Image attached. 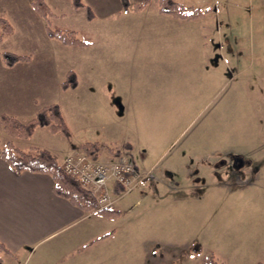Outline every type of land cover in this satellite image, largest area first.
<instances>
[{
	"label": "rangeland",
	"instance_id": "374dc122",
	"mask_svg": "<svg viewBox=\"0 0 264 264\" xmlns=\"http://www.w3.org/2000/svg\"><path fill=\"white\" fill-rule=\"evenodd\" d=\"M31 1H20L23 14ZM48 1L55 17L43 19L45 27L67 25L89 34L84 0H79L80 9L72 0ZM207 3L191 7L203 13L201 27L191 26L184 38L146 41L136 46L134 59L116 60L114 72L123 86L118 104L78 108L88 126L96 130L98 124V134L109 145L96 158L88 156L90 160L128 157L140 173L151 171L145 184L157 185L161 178L167 187L144 193L140 184L125 194L110 192L112 199L119 197L114 203L117 216L88 217L98 234L66 242L71 235L67 229L31 248L25 264H35L47 246L56 248L55 256L41 264H202L210 256L220 264H264V0ZM133 6L128 10L134 11ZM14 13L6 1L0 4V14L11 25L17 24ZM151 17L149 13L147 20ZM34 26L19 38L33 49L39 44L36 38L43 36ZM176 52L181 55L172 58ZM20 55L38 67L43 61L41 53ZM58 71L51 67L50 73H42V84H53ZM104 71L106 76L95 82L115 84L111 71ZM72 109L64 108L71 127L78 115ZM0 131L5 143L1 125ZM50 138L65 142L60 134ZM84 244H90L84 256L71 260L75 247ZM2 257L3 264H12Z\"/></svg>",
	"mask_w": 264,
	"mask_h": 264
},
{
	"label": "crops",
	"instance_id": "0c3cea01",
	"mask_svg": "<svg viewBox=\"0 0 264 264\" xmlns=\"http://www.w3.org/2000/svg\"><path fill=\"white\" fill-rule=\"evenodd\" d=\"M3 1L7 2V9H13L15 12L17 24H13L14 21H12L14 28L12 35L0 42V116L9 115L20 120H27L33 117L41 107L56 104L70 131L71 139L70 142H62L59 139L50 138V135L56 134H52L45 128H37L31 138L27 140L11 139L8 136H2V139L12 142L19 149H22L20 145H25L28 149L34 146L44 149L51 153L58 163L68 153L78 150L77 147L84 143L106 144L105 139L99 135L101 133L98 134V124L95 126L96 130H93L94 127L88 126V121L83 117L85 112L78 108L109 107L118 104L117 101L123 95L121 89L123 86L119 84V74L114 72V65H118L120 62L116 61L117 59L122 57L134 59L137 55L136 46L146 41H157L162 38L165 42L166 40L174 42L180 37L184 38L185 31H189L191 26L201 27V19L190 22L169 19L168 16L158 12L156 4L152 1H149L141 11H132L131 9L123 10L122 0H84L85 7L92 11L91 19H87L84 15L90 25H88L87 31L91 38V44L88 47L63 46L46 36L44 20L32 9L31 4L28 5L27 2L26 9L28 11L23 14V9L18 8L21 6L20 1L22 0H1L0 4ZM44 1L50 6L48 0ZM127 1L129 6H133L141 4L145 0ZM176 1L185 6L198 7L206 5L210 0ZM69 4L71 7V3ZM207 4L209 5V3ZM149 13L152 14V17L147 20ZM56 17H58L57 14ZM142 19L143 21H140ZM34 25L43 31V36L36 38L35 42L39 44H36V48L33 49L23 45L19 38L22 33H30L31 29L35 27ZM26 26L28 30H23V27ZM65 26L67 25L61 27ZM65 28L77 29L76 27ZM196 30L199 36L201 28ZM192 33L188 36H192ZM11 42H16V46L9 47ZM11 51L16 52L13 54L35 53V57L41 53L40 58L43 59L39 63L41 67L35 65L32 59L27 62H18L11 67L5 66L1 55L4 52L11 53ZM180 55L181 53L178 52L170 54L172 58H177ZM184 55L182 53V56ZM54 59H57V62H54ZM51 67L54 69L57 67L60 72L58 71L54 78V83L47 88L42 84L40 75L50 73ZM105 69L111 71L112 78L110 80H114L115 84L113 81L110 84L102 81H99L98 84L95 82L96 77L100 80V75L106 76ZM69 71L75 73L77 85L73 89L64 91L60 88L59 81ZM64 108L68 110L73 108L71 111L74 112L78 110L76 123L72 124L73 127L69 125ZM45 131H48L49 134ZM0 133L2 132L0 131ZM96 133L97 135H93ZM104 133L106 136L114 135L109 132ZM36 135L40 136L39 141L31 144ZM124 145L130 150L128 143H124ZM144 181L140 183L144 193H151L153 187L155 189L167 187L166 182L164 183L161 178L155 181L157 185L152 184V181L145 184ZM53 187L54 182L49 175L30 172L16 173L0 158V264L4 263L3 254L10 259L12 264H25L31 248L44 241L48 243L52 237L67 229H71V235L66 237V242L68 240L76 242L87 240L100 232L95 223L89 224L88 217L95 213H87L73 206L66 199L57 196ZM109 190L118 193L112 184L109 185ZM118 198H115V201ZM114 211L117 212L115 208ZM106 235L108 236V234ZM106 235H102V237L104 238ZM66 242H62V244L67 245ZM89 245L75 247V253L70 259L78 261V258H82L87 252ZM108 245L114 246L113 243ZM99 248L100 246H98ZM54 250L56 248L48 249L47 246L34 263H46V258L50 262L51 258L55 256Z\"/></svg>",
	"mask_w": 264,
	"mask_h": 264
},
{
	"label": "trees",
	"instance_id": "16d2710c",
	"mask_svg": "<svg viewBox=\"0 0 264 264\" xmlns=\"http://www.w3.org/2000/svg\"><path fill=\"white\" fill-rule=\"evenodd\" d=\"M156 4L160 14L171 17L179 21H195L203 16L196 8L186 7L175 0H151ZM149 0L142 4H135L134 11L142 10ZM72 6L79 8L82 4L79 0H72ZM32 9L43 19L49 20L55 17L54 12L44 0H32ZM123 10L129 8V2L122 0ZM86 18L91 19L92 13L86 8ZM49 24V22H48ZM14 29L11 23L0 14V42L12 35ZM46 36L59 42L63 46L88 47L91 38L84 32L74 31L69 28L46 24ZM1 60L6 66H12L18 62L29 61L27 55H17L13 53H2ZM77 85L75 73H66L60 88L64 91L73 89ZM0 125L6 136L11 139L27 140L31 138L37 128H45L52 134H60L65 141L70 142L71 134L56 104L41 107L36 114L27 119L20 120L14 116L1 115ZM102 143H84L77 148L82 150L87 156L96 158L98 152L105 148ZM108 148V146L106 147ZM0 158L5 161L16 173L30 172L49 175L54 182V193L69 201L73 206L87 212L95 213L106 218H115L117 212L114 210H97V205L91 193L81 188L70 177L64 175L59 169L56 158L48 151L39 147H31L28 150L17 148L12 142L0 141ZM202 264H220L213 256L203 260ZM260 264V263H258Z\"/></svg>",
	"mask_w": 264,
	"mask_h": 264
},
{
	"label": "built area",
	"instance_id": "2783aa9c",
	"mask_svg": "<svg viewBox=\"0 0 264 264\" xmlns=\"http://www.w3.org/2000/svg\"><path fill=\"white\" fill-rule=\"evenodd\" d=\"M59 168L64 175L91 193L97 210L113 209L114 200L110 196V184L126 193L146 178L152 177L151 171L140 173L128 157L93 161L78 151L64 157L59 163Z\"/></svg>",
	"mask_w": 264,
	"mask_h": 264
},
{
	"label": "flooded vegetation",
	"instance_id": "af4514ba",
	"mask_svg": "<svg viewBox=\"0 0 264 264\" xmlns=\"http://www.w3.org/2000/svg\"><path fill=\"white\" fill-rule=\"evenodd\" d=\"M235 159V162H240V160L239 159H237V158H234Z\"/></svg>",
	"mask_w": 264,
	"mask_h": 264
}]
</instances>
